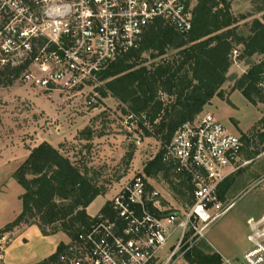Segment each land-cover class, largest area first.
<instances>
[{"label": "built area", "instance_id": "1", "mask_svg": "<svg viewBox=\"0 0 264 264\" xmlns=\"http://www.w3.org/2000/svg\"><path fill=\"white\" fill-rule=\"evenodd\" d=\"M198 0H0V67H25L20 80L44 92H82L102 86L117 57L139 47L145 29L163 19L179 33L192 30ZM239 50L233 52L237 61ZM259 91L264 96V63ZM89 105L92 101L88 102ZM126 128L149 129L129 112ZM243 143L212 115L186 123L166 146L164 162L192 185L193 203L164 214L147 179L124 183L108 212L62 256L64 264H176L206 240L220 215V187L240 168ZM101 211V210H100ZM96 217V216H95ZM250 248L223 264H264V220L250 221ZM0 235V260L10 244ZM163 261L161 252L166 250Z\"/></svg>", "mask_w": 264, "mask_h": 264}, {"label": "trees", "instance_id": "2", "mask_svg": "<svg viewBox=\"0 0 264 264\" xmlns=\"http://www.w3.org/2000/svg\"><path fill=\"white\" fill-rule=\"evenodd\" d=\"M234 1L198 0L192 30L186 35L163 19L155 20L145 29L139 47L117 57L101 74L102 86L96 88L103 99L117 100L124 116L129 112L146 116L149 129L140 127L146 136L160 142L161 150L145 171L151 176L173 177L174 189L187 197L190 205L192 185L164 162L166 146L179 128L196 122L213 98L221 95L235 50H239V61L264 57V16L246 24L247 33L243 34L240 23L249 16L234 15ZM257 12L264 13V6ZM263 63L252 65L236 83V88L252 103L257 96L264 98L257 87ZM25 69L26 66L0 67V84L12 86ZM84 134L88 135L82 138ZM92 136L85 129L75 142H65L59 147L43 142L28 148V158L13 174L23 189L19 197L22 211L0 230V235L36 226L45 237L62 234L69 240L60 243L53 255L37 264H64L62 256L98 220L87 210L98 197L107 196L109 190L100 182L102 168L92 163L89 144ZM77 139L87 144H79V148ZM134 152V149L127 152L124 161L131 160ZM231 180L232 177L221 185L220 197L230 188ZM110 205L111 201H107L100 212H108ZM185 259L189 264H223L220 255L206 254L198 246Z\"/></svg>", "mask_w": 264, "mask_h": 264}, {"label": "rangeland", "instance_id": "3", "mask_svg": "<svg viewBox=\"0 0 264 264\" xmlns=\"http://www.w3.org/2000/svg\"><path fill=\"white\" fill-rule=\"evenodd\" d=\"M262 6L264 0L233 2L234 15L249 16L240 23L243 34L247 33L246 24L263 18L264 13L257 12ZM262 61L263 56L234 61L221 95L213 98L197 119L207 114L214 116L230 134L240 137L243 143L241 154L251 160L233 177L230 188L221 194L222 207L213 211L214 216L220 217L204 240L208 247L204 241L198 245L206 254H222L223 262L242 258L250 248V221L264 220V98L257 96L252 103L236 88V83L250 67ZM90 101L91 105L88 104ZM124 117L117 100L112 97L103 99L100 93L95 95L90 88L82 92L49 93L26 85L20 78L12 86L0 84V148L8 142L14 144L12 153L16 160L26 158L27 147L43 142L53 145L62 141L72 143L85 129L93 134L89 143L92 146V163L96 168H102L100 182L109 192L107 196L98 197L90 206L91 215L97 216L105 201H111L124 183L138 175L144 176L151 190L159 194L156 201L159 209L153 211L167 214L190 208L188 198L174 189L173 177L167 179L163 174L151 176L146 173V165L158 155L161 144L155 138L146 136L140 126L126 128ZM78 139L77 147L85 144ZM133 149V158L124 161L127 152ZM14 184L15 188L11 187L6 202L2 203H7L11 210L21 207L17 198V190L20 192L21 187L16 181ZM59 240L69 242L66 236H59ZM32 242L33 248L43 254L50 253L56 244L55 239L40 233ZM166 253L167 248L161 252L163 261ZM176 264L189 263L182 259Z\"/></svg>", "mask_w": 264, "mask_h": 264}, {"label": "crops", "instance_id": "4", "mask_svg": "<svg viewBox=\"0 0 264 264\" xmlns=\"http://www.w3.org/2000/svg\"><path fill=\"white\" fill-rule=\"evenodd\" d=\"M80 142L87 144V141L85 140H82ZM62 143H64V141L56 145H53V144L51 145H53L54 147H59L60 144ZM13 145L14 144L12 143L10 144V142H8L5 147L0 148V230L5 228L6 225L13 222L20 215L22 211V203H21V207H18L16 210L15 209L11 210L7 203L2 205L3 202H6V199L8 197L11 187L15 188V184H14L15 180L13 179L14 172L28 158L29 153H30L28 150V147L25 148V150L27 151L26 158L25 159L22 158L23 160L21 159L20 161H18L16 160L15 155L12 153V150L14 149ZM38 145L29 147V148L32 149V148L37 147ZM250 162L251 160H249L246 156L241 154L240 164H239L240 168L237 172H234L233 174H231L229 178L231 177L233 178L234 176L238 175L239 172L245 169ZM20 190H21L20 192L19 190H17L18 200H19V197L23 194V189L21 188ZM106 203L107 201H105L102 208L104 207ZM89 208L87 210L88 214L92 217H95L94 215H91L89 213ZM39 233L41 234L40 230L36 226L22 227V228H19L11 232L9 235L10 240H11L10 244L8 248L6 249L3 255V258H2L3 264H37L43 261L44 259L50 257L51 255H53L57 251L60 243L62 242L68 243L67 240L66 241L59 240V236H64L62 234L51 236L50 238L56 240V244L54 245V248L52 249L50 253L43 254L44 252L35 250L33 248V242H32L33 238L34 240L37 239L39 237ZM203 243L207 244V242L205 241ZM207 247H208V244H207Z\"/></svg>", "mask_w": 264, "mask_h": 264}]
</instances>
